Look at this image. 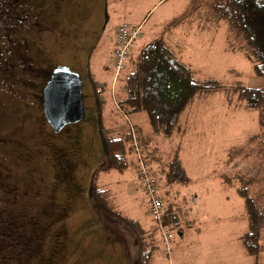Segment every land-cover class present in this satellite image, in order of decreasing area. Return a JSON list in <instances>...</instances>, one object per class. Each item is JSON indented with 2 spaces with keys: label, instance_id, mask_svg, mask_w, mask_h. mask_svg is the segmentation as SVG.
Returning a JSON list of instances; mask_svg holds the SVG:
<instances>
[{
  "label": "rangeland",
  "instance_id": "1",
  "mask_svg": "<svg viewBox=\"0 0 264 264\" xmlns=\"http://www.w3.org/2000/svg\"><path fill=\"white\" fill-rule=\"evenodd\" d=\"M111 1L0 0V214L4 216L0 238L10 232L4 222L21 220L25 222L22 233L35 239L27 253L1 240L0 264H136L131 248L140 241L138 236L128 233L125 238L117 228L108 230L90 199L95 170L106 157L101 116L109 128L125 121L115 102L122 73L115 81L111 66L116 24L145 17L135 59L157 38L171 40L178 35L182 40L173 44L199 78L212 77L227 85L238 81L251 87L264 85L245 53L231 50L232 31L227 21L212 16L211 0ZM107 2L120 12L109 11L105 27ZM11 22L6 33L4 28ZM60 65L81 76L86 114L56 133L46 117L43 96ZM94 77L105 87L107 101L100 113ZM225 95L219 91L195 103L182 137V158L190 180L177 183L174 196L171 189L161 188L169 202L174 197L186 212L184 229L180 232L172 226L171 257L155 252L150 264H235L238 253L231 250L234 241L228 232L235 237L242 234L248 219L236 181L227 184L224 178L253 173L259 181L251 192L263 188L264 151L258 140L250 138L262 133L258 110L235 109L227 105ZM136 117L143 118L137 122L150 131L145 113L129 118L135 122ZM178 140L163 141L161 146L169 151ZM135 159L124 172L104 173L99 183L114 190L127 216L148 227L154 221L142 191L136 154ZM192 196L198 198L197 204ZM34 221L36 228L31 226ZM261 245L258 257L245 256L250 260L246 264L264 263V233Z\"/></svg>",
  "mask_w": 264,
  "mask_h": 264
},
{
  "label": "trees",
  "instance_id": "2",
  "mask_svg": "<svg viewBox=\"0 0 264 264\" xmlns=\"http://www.w3.org/2000/svg\"><path fill=\"white\" fill-rule=\"evenodd\" d=\"M210 8L214 18L225 20L229 24L232 31L229 37L231 50L243 51L252 63L254 74L264 78V0H211ZM106 21L105 27L110 21L109 12ZM12 24L13 22L4 28L6 33L11 31ZM116 32L117 30L112 31L110 55L114 54L116 49ZM133 52L126 63V68L121 72L120 79L123 84L119 91L115 88L116 107L125 121L118 128H109L103 124L105 116H101V133L106 157L104 163L95 170L90 199L96 214L107 229L117 228L125 234V238L129 236L128 233L139 236L140 241L134 242V247L131 248V258L136 264H150L155 252L162 251L159 228L155 223H151L145 230L142 222L124 213L117 203L114 190L106 184L99 183L104 173L113 170L124 172L136 160L131 126L136 129L144 157L157 174L160 193L164 199L166 195L162 193V187L167 192L171 189L172 193H176L177 183L187 184L190 180L182 158L184 149L182 137L189 127L195 103L198 100L205 101L210 94L225 92L227 105H234L235 109L258 110L257 120L262 133L250 138L251 141L258 140L264 151V85L251 87L241 81L227 85L212 77L201 79L198 77V71L181 57L170 40L162 37L148 44L136 59ZM111 66L115 72L113 63ZM91 79L95 83V97L100 113L104 111L107 101L104 95L105 87L103 83L97 82L95 77ZM138 113H145L150 131L129 118ZM175 138L179 139L178 142L172 149L165 151L161 146L163 141H172ZM235 175H225L224 181L227 184L236 181V192L244 200V212L248 219V228L241 237L242 243L247 254L258 257L264 233V187L252 193L251 190L259 181L256 175L253 173L249 175L246 172ZM261 181L264 183V179ZM164 210L165 225L169 229H172V226L177 227L182 232L186 213L184 209L172 202L165 204ZM2 217L4 216L0 214V222ZM4 224L10 232L3 233L0 241L5 240L6 244L14 245V250L24 252L28 246L34 245V236L29 233V237L26 238V234L22 233L25 224L20 220ZM31 226L36 228L38 225L34 221ZM118 235L120 238V232ZM11 238L15 240L12 241L13 244L7 243ZM122 239L126 244L125 239Z\"/></svg>",
  "mask_w": 264,
  "mask_h": 264
},
{
  "label": "built area",
  "instance_id": "3",
  "mask_svg": "<svg viewBox=\"0 0 264 264\" xmlns=\"http://www.w3.org/2000/svg\"><path fill=\"white\" fill-rule=\"evenodd\" d=\"M116 33V49L112 62L115 68V81L119 79L121 72L126 68V63L137 45V40L141 35V26L125 22L118 26ZM131 127L133 144L137 155L138 176L141 181L142 190L148 201V211L159 228L162 239V252L166 256L171 257L173 253L174 233L164 223L165 204L163 196L160 193L158 177L148 160L142 155L136 129L133 125ZM193 202L197 204L196 197H193Z\"/></svg>",
  "mask_w": 264,
  "mask_h": 264
},
{
  "label": "water",
  "instance_id": "4",
  "mask_svg": "<svg viewBox=\"0 0 264 264\" xmlns=\"http://www.w3.org/2000/svg\"><path fill=\"white\" fill-rule=\"evenodd\" d=\"M46 117L54 132L84 119L86 107L81 76L69 66H57L44 89Z\"/></svg>",
  "mask_w": 264,
  "mask_h": 264
},
{
  "label": "crops",
  "instance_id": "5",
  "mask_svg": "<svg viewBox=\"0 0 264 264\" xmlns=\"http://www.w3.org/2000/svg\"><path fill=\"white\" fill-rule=\"evenodd\" d=\"M161 1V0H160ZM108 2H110V3H112V1L111 0H108ZM107 2V8H108V12L110 11L111 13H119L120 11H118L114 6H112L110 3H108ZM144 21H145V17L144 18H142V20H136V21H133V22H131V21H125V22H129V23H131V24H133V25H141L142 27H141V30H143V23H144ZM120 23H118V24H116L115 25V28H114V30H113V32H115L116 31V27L119 25ZM143 37V35L141 34V36L139 37V39L137 40V45L136 46H138V41H140V39ZM174 38V39H173ZM171 40H170V42L172 43V45L174 46V44L173 43H176L177 41H180V40H182L181 39V36H178V35H172L171 36V38H170ZM113 40H114V36H113ZM180 43V42H179ZM174 48H175V46H174ZM135 49H136V47H135ZM135 49H134V52H133V55H134V53H135ZM179 53V52H178ZM180 54V53H179ZM181 55V54H180ZM182 57V56H181ZM183 58V57H182ZM184 59V58H183ZM143 120V118H139V117H136V118H134V121L136 122V123H138L137 121H142ZM134 122V123H135ZM142 186V185H141ZM143 191V190H142ZM175 191H177V189H175ZM174 191V192H175ZM144 193V192H143ZM171 194H172V196H174V194L175 193H172L171 192ZM192 197H195V196H192ZM172 202H174V197H173V199H172V201L170 200V202H169V200H168V198H166V197H164V204H169V203H172ZM197 203H198V198H197ZM133 218H135V217H133ZM136 219V218H135ZM150 225H151V223H150ZM247 227H248V224H247ZM148 228H149V225H148ZM147 229V226H145V230ZM244 232H242V234H243ZM242 234L240 233V234H238L236 237L234 236V235H232L231 234V232H228V238L229 239H231V240H233L234 241V244L233 245H231L230 244V246H231V250H232V252L235 254V252L236 253H238V257H237V259L236 258H234V262H235V264H246V262H250V260L247 258V257H245V256H250L249 254H247V252L245 251V248H244V246H243V243H242ZM133 236V235H132ZM136 236V235H135ZM226 236H227V233H226ZM232 236V237H231ZM134 237V236H133ZM138 238H139V236H138ZM237 244L238 245H240L241 247H238L237 246ZM124 246H126V245H124Z\"/></svg>",
  "mask_w": 264,
  "mask_h": 264
},
{
  "label": "flooded vegetation",
  "instance_id": "6",
  "mask_svg": "<svg viewBox=\"0 0 264 264\" xmlns=\"http://www.w3.org/2000/svg\"><path fill=\"white\" fill-rule=\"evenodd\" d=\"M9 36V38H11V33H10V35H8ZM3 177V176H2ZM4 178H6V176H4ZM1 182V181H0ZM13 190V189H12ZM19 221V220H18ZM21 221V220H20ZM22 222V221H21ZM22 223H24L25 224V222H22ZM29 247H31V246H29ZM28 248V247H27ZM29 249V248H28ZM28 249L25 251L26 253L28 252Z\"/></svg>",
  "mask_w": 264,
  "mask_h": 264
}]
</instances>
